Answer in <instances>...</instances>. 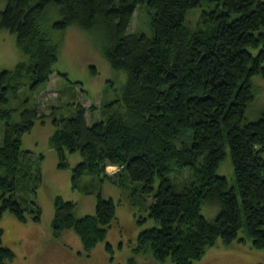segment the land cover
Returning <instances> with one entry per match:
<instances>
[{"label": "trees", "instance_id": "trees-1", "mask_svg": "<svg viewBox=\"0 0 264 264\" xmlns=\"http://www.w3.org/2000/svg\"><path fill=\"white\" fill-rule=\"evenodd\" d=\"M53 4L58 16L49 22L44 17ZM196 5L189 28L184 18ZM140 6L149 13L150 33L128 29ZM71 22L95 31L109 64L125 72L120 93L99 104L101 111L119 103L121 111L87 121L79 101H70L72 113L58 116L50 105L54 127L48 141L57 165L68 164L66 151L79 155L70 165L72 184L82 173L118 183L122 174L141 181L140 189L151 195L146 213L153 223L136 232L133 252L148 250L157 260L168 256L172 264H190L215 237L227 242L243 228L264 255V108L254 118L245 116L254 96L251 75L264 76V0H4L0 27L14 33L26 57L0 67V214L24 217L16 179L31 161L21 134L44 114L27 97L18 106L5 102L23 85L31 92L43 87L53 71L70 81L54 68L59 40L50 28ZM225 147L231 182L216 172ZM107 164L117 169L108 172ZM29 173L38 180L36 167ZM35 181L26 199L37 219ZM202 201L218 204L212 218L200 212ZM74 206L71 199L53 196L51 230L56 235L72 228L88 250L104 236L114 201L97 190L92 213L76 216ZM13 254L0 237V264H9ZM132 262V255L126 258Z\"/></svg>", "mask_w": 264, "mask_h": 264}, {"label": "rangeland", "instance_id": "rangeland-1", "mask_svg": "<svg viewBox=\"0 0 264 264\" xmlns=\"http://www.w3.org/2000/svg\"><path fill=\"white\" fill-rule=\"evenodd\" d=\"M4 0H0V7ZM198 5L188 9L184 24L192 28L195 25ZM44 20L58 16L57 5H49ZM149 13L143 7H136L128 23L129 30L150 33ZM53 37L59 40L58 55L54 68L64 71L70 81L53 71L45 85L31 92L25 85L17 90V96L9 94L7 105L18 106L23 97L35 102L37 111L44 114L34 119L30 128L21 134L20 145L27 149L31 166L25 175L17 176L15 195L24 207V217L18 218L8 210L0 214L1 242L13 250L9 264H126V258L133 256L132 264H172L166 256L162 260L155 259L146 251H132V241L136 232L149 224L153 219L146 213V204L150 200V192L140 189L139 179H130L122 174L120 183L109 178L95 177L82 173L71 182L70 165L79 158L77 151H66L68 164L57 165L56 149L49 144L48 136L54 127L52 114L48 113L51 103L55 115L70 114L73 106L70 101H79L85 106V118L91 121L108 113L119 111L123 106L113 103L103 107L100 103L118 95L125 80V72L113 67L104 56L100 39L95 31L81 27L75 23H67L61 28H50ZM26 54L15 43V35L5 27H0V67H12L17 59ZM264 64V62H263ZM75 80V81H71ZM254 96L245 109L246 118H254L264 108V76L258 73L251 75ZM3 119L0 118V141ZM40 153V156H39ZM35 167L39 178L31 177ZM106 171L114 172L117 166L106 165ZM216 172L223 174L228 182L233 180V172L228 149L218 162ZM35 173V172H34ZM182 173L177 172L173 178L176 187L180 186ZM35 183L33 198L39 207L38 218H33L34 206L28 202L29 187ZM156 184V179L154 180ZM114 201V216L106 226L104 236L96 240L93 246L84 250L77 233L70 227H63L58 234H53L50 219L53 212V196L74 201L76 216L92 213L96 191ZM200 212L206 218H212L218 209L214 201H202ZM106 242L108 245L106 246ZM264 261L262 248L252 244L249 235L243 228L237 230L236 236L224 242L215 237L214 241L205 245L199 257L190 264H252Z\"/></svg>", "mask_w": 264, "mask_h": 264}, {"label": "crops", "instance_id": "crops-1", "mask_svg": "<svg viewBox=\"0 0 264 264\" xmlns=\"http://www.w3.org/2000/svg\"><path fill=\"white\" fill-rule=\"evenodd\" d=\"M107 165L115 166V164H107Z\"/></svg>", "mask_w": 264, "mask_h": 264}]
</instances>
